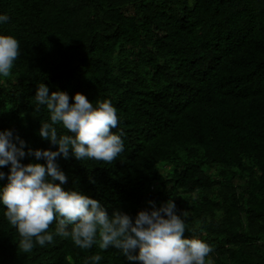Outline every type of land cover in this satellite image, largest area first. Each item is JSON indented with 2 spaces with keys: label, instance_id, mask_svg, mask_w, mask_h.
Returning a JSON list of instances; mask_svg holds the SVG:
<instances>
[{
  "label": "trees",
  "instance_id": "obj_1",
  "mask_svg": "<svg viewBox=\"0 0 264 264\" xmlns=\"http://www.w3.org/2000/svg\"><path fill=\"white\" fill-rule=\"evenodd\" d=\"M0 14L9 16L0 34L20 45L0 78V130L55 150L39 135L49 115L36 110L39 83L70 103L76 92L111 99L124 152L112 164L59 158L62 187L109 215L173 196L188 215L185 236L213 248L212 264H264V0H0ZM5 207L0 264H85L94 254L138 264L70 237L22 253Z\"/></svg>",
  "mask_w": 264,
  "mask_h": 264
},
{
  "label": "clouds",
  "instance_id": "obj_2",
  "mask_svg": "<svg viewBox=\"0 0 264 264\" xmlns=\"http://www.w3.org/2000/svg\"><path fill=\"white\" fill-rule=\"evenodd\" d=\"M8 21L7 14H0V25ZM19 55V41L0 34V78L11 75ZM35 104L37 111L40 106L48 111L39 135L55 150L27 148L12 130H0V168H8L7 173L0 171V180L7 181L0 186V205L6 206L4 216L19 234L17 246L22 253L52 244L59 236L70 237L81 249L94 245L101 251L117 249L127 261L138 264H212L213 248L201 238L185 236L188 215L177 209L173 196L159 206L149 200V207L134 216L121 210L109 215L98 200L62 187L67 177L57 163L59 158L112 164L124 152L123 131H113L119 120L111 99L93 103L76 92L70 103L66 92L49 93L39 83ZM59 127L70 134H60ZM26 155L35 162L21 163ZM54 221L55 231L50 232ZM102 259L94 254L85 264H101Z\"/></svg>",
  "mask_w": 264,
  "mask_h": 264
}]
</instances>
